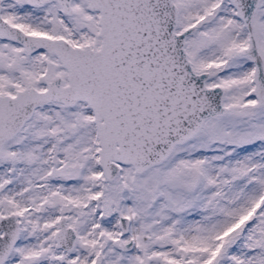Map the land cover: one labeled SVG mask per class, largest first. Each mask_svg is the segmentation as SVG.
<instances>
[{
	"label": "snow or ice",
	"instance_id": "snow-or-ice-1",
	"mask_svg": "<svg viewBox=\"0 0 264 264\" xmlns=\"http://www.w3.org/2000/svg\"><path fill=\"white\" fill-rule=\"evenodd\" d=\"M0 264H264V0H0Z\"/></svg>",
	"mask_w": 264,
	"mask_h": 264
}]
</instances>
